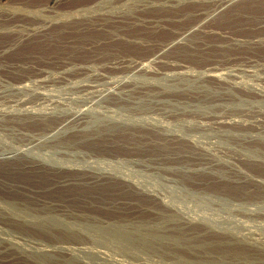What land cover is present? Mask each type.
Masks as SVG:
<instances>
[{"label":"rangeland","instance_id":"obj_1","mask_svg":"<svg viewBox=\"0 0 264 264\" xmlns=\"http://www.w3.org/2000/svg\"><path fill=\"white\" fill-rule=\"evenodd\" d=\"M165 4L140 13L131 25L119 22L125 39L87 51L33 41L7 58H34L36 68L53 74L61 72L59 60L84 65L97 56L100 64L91 72L104 77L44 87L27 81L28 91L20 96L0 85L6 94L0 108L20 109L13 122L0 117L13 124L0 126V156L14 157L0 162V205L16 215L7 220L18 221L0 225L1 264H34L37 249H52L48 259L63 264H264V97L241 100L242 92L264 93V0ZM112 57L148 66L158 58L153 68L159 74L101 67ZM168 66H183L194 77L183 81ZM212 68L225 79H205L202 73ZM77 85L93 88L83 96ZM92 91L105 97L94 98ZM35 92L48 97L37 100ZM111 92L127 95L117 100ZM221 121L234 124H214ZM44 222L59 231L41 235Z\"/></svg>","mask_w":264,"mask_h":264},{"label":"bare ground","instance_id":"obj_2","mask_svg":"<svg viewBox=\"0 0 264 264\" xmlns=\"http://www.w3.org/2000/svg\"><path fill=\"white\" fill-rule=\"evenodd\" d=\"M166 0H0V70L5 69L7 70L4 74H1L0 72V85H8L6 87V90H9L12 92H14L17 96H20L19 94L24 93L26 91H28V85L25 84L24 82H30L33 84H43V87L46 86V83H62V81H66V80H71L72 78L75 79L77 77H81L84 79H89V80H93V81H97L102 79L104 76L102 74H100L97 71H92V68L97 66V64H100L98 60H96L95 58H97V56H94L93 58H91L90 60H88L87 62H84L82 64L84 65H80L75 63L74 61L65 58L60 61V70L61 72H55L53 74H48L45 70L47 69H38L34 65L35 62L34 58L28 57L26 56L24 59V57L22 58H18V60H12L11 59H7L9 56H11L14 52H16V50L23 46L26 45L28 43H31L33 41H40L43 43H55L56 41H60L61 44L63 46H66L68 48L74 49V50H83V51H87L89 49H92L93 47L95 48V46H100V43L102 44L103 41L107 42V41H111L113 42L116 39H125L121 37V27L118 25L119 22H127L128 24L131 25V22L136 18H139L138 15L140 13H144L149 11V9H153V8H162L164 7ZM88 35H97V36H103L105 39H97L94 40V42H90L87 40H77L76 38H85ZM67 39H64V38ZM62 39H64V41H62ZM127 42L128 43H132L133 41V37H130V35L127 36ZM230 39V38H229ZM234 40V39H233ZM232 40V41H233ZM237 41V40H236ZM255 41V40H254ZM263 40H261L262 42ZM227 42V41H226ZM231 42V41H230ZM246 42V41H245ZM228 43V42H227ZM244 43V42H243ZM14 55V54H13ZM12 55V56H13ZM28 57V58H27ZM10 58V57H9ZM100 60V58H99ZM102 60V59H101ZM158 58H154L153 60L148 61V64H152V65H143V64H137L134 61L125 59L121 60V59H117V58H113L110 61L104 62L103 66L101 67H105L108 68L107 70L110 69H116L115 72H117V68L120 67H124L127 70H134L136 72H141L144 75L147 76H155L157 73L159 74V72L157 70H155L153 68V65L155 63H158ZM37 62V60H36ZM51 63V62H50ZM58 63V62H57ZM160 63V62H159ZM158 63V64H159ZM49 62H46L44 65L46 67V65H48ZM102 64V62H101ZM146 64V63H145ZM34 65V66H33ZM157 66V65H156ZM161 66V65H160ZM52 67V66H51ZM49 67V68H51ZM56 67V65L54 66ZM169 70L174 71V74L178 76H180L183 80V78L189 79L194 77L193 74L188 73L187 71H184V67L183 66H168ZM186 68V67H185ZM31 70V73H22L24 75L19 74V70ZM55 69V68H54ZM95 69V68H94ZM99 69V68H97ZM104 69V70H105ZM53 70V69H52ZM123 70V69H121ZM221 70V69H220ZM49 72V70H47ZM101 71V68H100ZM119 72V71H118ZM124 72V71H123ZM126 72V71H125ZM129 72V71H128ZM262 72V71H261ZM111 73V72H110ZM113 74V73H112ZM204 78L207 80H211V81H216V82H221L225 79V74L223 75L222 72L220 73L219 71H217V69H208L206 70L205 73H202ZM105 75V74H104ZM143 75V76H144ZM235 75V74H233ZM166 76H168V74H166ZM174 76V75H173ZM108 77V75L106 76ZM227 77V76H226ZM238 77V76H237ZM233 78V77H232ZM203 79V80H205ZM109 80V79H108ZM180 80V79H178ZM185 80V79H184ZM183 80V81H184ZM191 80V79H190ZM187 81V80H186ZM196 81V80H195ZM226 81V80H225ZM230 81V80H229ZM228 81V82H229ZM263 81V80H262ZM261 81V82H262ZM69 82V81H68ZM117 82V81H116ZM174 82V81H173ZM189 82V81H187ZM204 82V81H203ZM14 83V84H11ZM76 83V82H75ZM95 83V82H94ZM98 83V82H97ZM108 84L112 83V82H107ZM119 83V82H118ZM116 83V84H118ZM91 84V83H90ZM232 84V83H231ZM38 85L36 87H38ZM67 85V84H66ZM69 85V84H68ZM71 85V84H70ZM75 85V84H74ZM80 85V84H79ZM78 86V90L81 91V93L83 94L82 91H88V89L90 88L92 90V86ZM34 86V85H33ZM42 86V85H41ZM55 86V85H54ZM58 86V84H57ZM72 86V85H71ZM69 86V87H71ZM110 86V85H109ZM112 86V85H111ZM222 86V85H221ZM2 87V86H1ZM48 88L50 86H47ZM73 87V86H72ZM121 87V86H120ZM262 87V86H261ZM3 89L5 88V86L2 87ZM226 88V87H225ZM50 89V88H49ZM68 89V88H67ZM73 89V88H72ZM215 89V88H214ZM221 89V88H220ZM227 89V88H226ZM232 89V88H231ZM230 89V90H231ZM5 90V91H6ZM35 90V89H32ZM37 90V88H36ZM77 90V91H78ZM94 90V89H93ZM121 90V89H120ZM219 91V90H218ZM233 91V90H231ZM254 91V90H252ZM34 92V91H33ZM238 92V91H237ZM241 92V91H240ZM247 92V91H245ZM12 93V94H14ZM85 93V92H84ZM7 94H9V92H7ZM23 94V95H24ZM28 94V92L26 93ZM102 92H98V91H92V97H97V98H102L105 97L104 95H102ZM108 95H112L114 96L113 92H111L110 94L107 93ZM106 94V95H107ZM221 94V92H220ZM236 94V93H235ZM251 94V93H250ZM250 94L248 93H244L242 92V99L241 100H251L253 98V100H260V98L262 99L264 96V93L262 94V92L260 90H256L255 93L252 96H249ZM6 95V94H5ZM4 92L1 91L0 92V99H3L2 97L5 96ZM33 96L36 97L37 100H41L42 99H46V94L44 93H34L32 94ZM48 95H53V94H48ZM90 95V94H87ZM127 95V94H124ZM118 96L116 98V96H114L113 98L117 99V100H121L123 99V96ZM241 95V93H240ZM50 96V97H51ZM83 96H85L83 94ZM238 96V95H237ZM10 97V96H9ZM8 97V98H9ZM12 97V96H11ZM10 97V98H11ZM34 97V98H35ZM87 97V96H86ZM89 97V96H88ZM126 97V96H125ZM130 97V96H129ZM233 97V96H232ZM7 98V97H5ZM14 98V97H12ZM26 98V97H24ZM53 98V97H52ZM16 99V98H15ZM20 99V98H19ZM34 99V100H36ZM50 99V98H49ZM90 99V97H89ZM88 99V100H89ZM230 99V98H229ZM234 99V98H233ZM240 99V98H239ZM27 100V99H26ZM33 100V101H34ZM85 100V99H84ZM214 100V99H213ZM217 100V99H216ZM215 100V101H216ZM2 101V100H1ZM0 101V102H1ZM5 101V100H4ZM8 101V100H7ZM6 101V102H7ZM18 101V100H17ZM32 101V100H30ZM29 101V103H30ZM45 101V100H44ZM54 101V100H52ZM51 100L49 101L50 103L52 102ZM90 101V100H89ZM223 101V100H221ZM225 101V100H224ZM231 101V100H230ZM237 101V100H236ZM240 101V100H238ZM16 102V101H15ZM39 102V101H38ZM214 102V101H213ZM233 102V101H232ZM235 102V101H234ZM5 103V102H4ZM3 103V104H4ZM20 102H18L19 104ZM24 103V102H23ZM22 103V106L24 105ZM56 103V102H55ZM59 103V102H58ZM112 105L116 104V102H109ZM228 103V102H227ZM250 103V102H249ZM31 104V103H30ZM107 104V103H106ZM119 104V103H118ZM211 104V103H209ZM224 104V103H223ZM226 104V103H225ZM229 104V103H228ZM239 104V103H238ZM237 104V105H238ZM1 106H4L2 104H0ZM56 104H54L53 106H55ZM58 105V104H57ZM60 105V104H59ZM233 105V104H232ZM15 106L17 105H13L10 108L14 109L13 111L10 112H6L3 108H0V117H11L9 121H14V119L16 118V116L18 115L17 112H20V109L18 110V108H16ZM20 106V105H19ZM25 106V105H24ZM234 106H236L234 104ZM31 107V106H29ZM34 107V106H33ZM59 107V106H56ZM55 107V109H56ZM16 108V109H15ZM20 108V107H19ZM25 107H22V109ZM27 108V107H26ZM24 109L25 111H29L27 109ZM53 108V107H52ZM61 108H63L61 106ZM7 109V107H6ZM60 109V108H59ZM10 110V109H9ZM46 110V108H45ZM58 110V109H57ZM25 111L23 113H25ZM53 111V110H52ZM59 111V110H58ZM22 112V111H21ZM31 112V111H30ZM55 112V111H54ZM35 113V112H34ZM47 113V112H46ZM27 114V113H26ZM30 114V113H29ZM45 114V113H44ZM62 114V113H61ZM51 116V115H50ZM81 116V115H80ZM99 116V115H98ZM43 117V116H42ZM85 118V117H84ZM22 119V118H21ZM59 119V118H58ZM65 118H63L64 121ZM221 120V118H219ZM5 120V118L3 119V121ZM7 120V119H6ZM19 120V118H18ZM17 120V121H18ZM39 120V119H38ZM47 120V119H46ZM70 120V119H69ZM0 119V126H6L9 128V126L12 128L13 124H10L9 122L7 124H5V122H3ZM12 121V122H13ZM59 121V120H58ZM78 121V119H77ZM81 121V120H80ZM19 122V121H18ZM16 123V122H15ZM48 123V122H47ZM55 123V122H54ZM236 123V122H235ZM255 123V122H254ZM50 124V123H49ZM58 124V123H57ZM62 125V121L59 123ZM214 124L216 125H230V124H234V122H225V121H221V122H215ZM15 125V124H14ZM17 125V124H16ZM19 125V124H18ZM41 125V124H40ZM48 125V124H47ZM243 125V124H242ZM255 125V124H254ZM45 126V125H44ZM211 126V125H210ZM217 126V127H218ZM239 126H241L239 124ZM248 126V125H247ZM17 127V126H16ZM47 127V126H46ZM58 127V125H57ZM154 127V126H153ZM216 127V126H215ZM230 127V126H229ZM233 127V126H232ZM237 127V126H234ZM244 127V126H243ZM246 127V126H245ZM244 127V128H245ZM18 128V127H17ZM33 128V127H32ZM50 128V127H49ZM53 128V127H52ZM55 128V127H54ZM214 128V126L212 127ZM228 128V127H227ZM242 128V126H241ZM4 129V128H2ZM46 129V128H45ZM216 129V128H215ZM219 129V127H218ZM16 130V129H15ZM15 132V131H14ZM48 132V131H47ZM252 140V139H251ZM254 141V140H253ZM255 142V141H254ZM189 143V141H188ZM244 144V143H243ZM250 144V143H249ZM189 145V144H188ZM20 152V151H19ZM24 155V153H23ZM14 157H1L0 156V162H10L11 159H13ZM16 159V158H15ZM32 163V162H30ZM36 163V162H35ZM34 163V164H35ZM29 164V163H28ZM37 164V163H36ZM40 164V163H39ZM44 164V163H43ZM22 165V164H21ZM38 165V164H37ZM5 166V165H4ZM16 166V165H15ZM23 166V165H22ZM32 166V165H30ZM35 166V165H34ZM23 167H26L25 165ZM37 167V166H36ZM35 167V168H36ZM31 169V168H30ZM34 169V168H32ZM16 170V169H15ZM45 171V170H44ZM31 172V171H29ZM67 181V180H66ZM64 183V181H62ZM4 185V184H3ZM8 185V184H7ZM19 187V186H18ZM11 188V187H10ZM16 188V187H15ZM25 190V189H24ZM19 192V191H18ZM28 193V191H25ZM24 192V194H25ZM12 193V192H11ZM31 194V192H30ZM17 195V194H16ZM23 196V195H22ZM27 196V195H26ZM5 197V196H4ZM24 197V196H23ZM2 198V197H1ZM0 198V199H1ZM7 198V197H6ZM34 198V197H33ZM32 198V199H33ZM17 199V198H16ZM10 200V199H9ZM13 200V199H11ZM18 200V199H17ZM21 200V199H20ZM34 200V199H33ZM37 200V199H35ZM23 201V200H22ZM32 202V201H30ZM15 203V202H14ZM25 202L21 203L23 205ZM27 203V202H26ZM34 203V202H33ZM18 204V202L16 203ZM29 204V203H28ZM4 205V204H3ZM3 205H0V225H4L6 222H10L13 225H16L14 223H17L18 221H11V220H7V219H11L12 215L7 213V210L4 208H8L6 205L4 208L2 207ZM36 205V204H35ZM30 206V205H29ZM39 206V205H38ZM42 206V205H41ZM22 207V206H21ZM25 207V206H24ZM28 207V206H26ZM25 207V208H26ZM43 207V206H42ZM30 208V207H29ZM27 208V209H29ZM9 209V208H8ZM20 209V208H19ZM36 209V208H34ZM41 209V208H40ZM46 209V208H45ZM43 208V210H45ZM49 209V208H48ZM11 210V209H9ZM25 210V209H24ZM31 210V209H30ZM22 211V210H21ZM32 211V210H31ZM36 211V210H35ZM39 211V209H38ZM41 211V210H40ZM61 211V210H60ZM12 212V211H9ZM14 212V209H13ZM18 212V211H17ZM23 212V211H22ZM26 212V211H25ZM23 212V213H25ZM46 212V211H45ZM48 212V210H47ZM64 212V211H63ZM20 213V212H19ZM44 213V212H43ZM50 213V211L48 212ZM54 213V212H53ZM60 213V212H59ZM17 214V213H16ZM42 214V212H41ZM45 214V213H44ZM52 214V213H51ZM9 215L10 218L7 216ZM17 218L19 217V214H17ZM30 215V214H29ZM61 215V214H60ZM16 215H13V217ZM21 216V215H20ZM24 216V215H23ZM22 216V217H23ZM46 216V215H45ZM48 216V214H47ZM46 216V217H47ZM12 217V218H13ZM28 217V216H27ZM34 217L33 220H36L35 218L38 219V217L32 216ZM40 217V216H39ZM44 217V215H43ZM50 217V216H49ZM49 217H47V219H49ZM24 218V217H23ZM22 218V219H23ZM52 218V217H51ZM26 219V218H25ZM29 219V218H28ZM43 220V218H41ZM41 219L39 221H41ZM53 219H55L53 217ZM13 220V219H12ZM21 220V219H20ZM19 220V221H20ZM27 220V219H26ZM31 220V218H30ZM45 220V219H44ZM22 221V220H21ZM38 221V220H37ZM47 221V220H46ZM52 222V219L50 220ZM54 221V220H53ZM25 222H29V224L32 221H25ZM36 222V221H35ZM35 222H32V224L34 223L36 225ZM42 222V221H41ZM55 222V221H54ZM22 223V225L24 224V222H20ZM39 223V222H38ZM47 223V222H46ZM58 223V222H57ZM10 226H13V225ZM45 224V222H44ZM8 225V224H7ZM6 225V226H7ZM19 225V223L17 224ZM21 225V226H22ZM28 226V225H27ZM34 226V225H33ZM39 226H41L39 224ZM9 227V226H8ZM14 227V226H13ZM29 227V226H28ZM36 227V226H35ZM54 227V226H53ZM0 228H3L2 226ZM12 228V227H11ZM19 228V226H18ZM30 228V227H29ZM32 228V227H31ZM39 228V227H38ZM55 228V227H54ZM54 228H52V225L50 224H45V226L42 224L41 226V235L45 236L51 233V236H53V232H54ZM25 230V228H23ZM28 229V228H27ZM57 229V228H56ZM55 229V232H56ZM3 230V229H2ZM1 230V231H2ZM33 230V229H32ZM36 230V229H35ZM58 230V229H57ZM28 231V230H25ZM24 231V233H25ZM31 231V230H30ZM59 231V230H58ZM67 231V230H66ZM17 232V230L15 231ZM19 232V231H18ZM34 232V230H33ZM54 232V233H55ZM61 232V231H60ZM68 232V231H67ZM70 232V231H69ZM68 232V233H69ZM21 233V232H19ZM57 233V232H56ZM64 233L65 235V231L62 232V234ZM66 233V234H68ZM60 234V235H62ZM74 234V233H73ZM76 234V233H75ZM20 235V234H19ZM27 236H30L28 233L26 234ZM36 235V233L34 234ZM59 235V236H60ZM70 235V234H69ZM24 236V235H22ZM22 236H20L22 238ZM50 236V237H51ZM58 236V235H57ZM56 236V237H57ZM66 236V235H65ZM64 236V237H65ZM31 237V236H30ZM34 237V236H32ZM38 237V234H37ZM54 235V238L57 240V238ZM61 237V236H60ZM59 237V238H60ZM73 237V236H72ZM78 237V236H77ZM80 237V235H79ZM43 238V237H42ZM53 238V239H54ZM69 238H71L69 236ZM68 238V239H69ZM4 238H2L3 241ZM64 239V238H63ZM62 239V240H63ZM67 240V238H65ZM64 239V241H66ZM73 239V238H72ZM77 239L76 235L74 236V240ZM80 238H78L79 240ZM82 239V238H81ZM80 239V240H81ZM7 240V239H4ZM9 240V239H8ZM7 240V242H8ZM10 241V240H9ZM42 241V240H41ZM59 241V240H58ZM57 241V242H58ZM71 241V239H70ZM76 241V240H75ZM38 242V241H37ZM54 242V241H53ZM56 242V241H55ZM56 242V244H57ZM61 242V241H59ZM73 242V240H72ZM82 242V240H81ZM1 243V242H0ZM9 243V242H8ZM12 243V241H11ZM20 243V242H18ZM17 243V244H18ZM40 243V242H39ZM48 243V242H47ZM63 243V242H62ZM74 243V242H73ZM79 244V242H76ZM5 244V243H4ZM10 244V243H9ZM13 244V243H12ZM43 244V243H42ZM52 244V243H51ZM49 244V245H51ZM67 244V243H66ZM2 245V244H1ZM19 245V244H18ZM21 245V244H20ZM40 245V244H39ZM54 245V244H53ZM59 247L60 244L58 243ZM58 245H54V248H56ZM62 245V244H61ZM73 245V244H72ZM23 246V243L22 245ZM19 246V247H21ZM46 246V245H45ZM69 246V245H68ZM5 247V246H4ZM10 246H8L9 249ZM12 247V246H11ZM14 248V247H12ZM33 247V245H32ZM50 247V246H47ZM6 248V247H5ZM16 248V246H15ZM30 248V247H28ZM36 248V247H35ZM38 248V247H37ZM36 248V249H37ZM40 248V247H39ZM51 248V247H50ZM58 248V247H57ZM61 248V247H60ZM65 247H63L62 249H64ZM61 249V250H62ZM68 249V248H66ZM2 250V249H1ZM16 250V249H15ZM19 249H17L18 251ZM26 250V249H25ZM54 250V249H53ZM28 251V250H27ZM26 251V253H27ZM37 252L36 254L33 252ZM33 250L32 253L34 256H31L30 262L34 263V264H63L62 262H54L53 260L51 261V259L49 260L48 258H50L52 255H54L55 252L52 251V249L48 250V249H37V250ZM66 251V250H64ZM63 251V252H64ZM69 251V250H68ZM2 252V251H1ZM10 252V251H9ZM20 252V251H19ZM23 252V251H22ZM20 252V253H22ZM31 252V251H30ZM8 253V252H7ZM11 253V252H10ZM13 254V253H12ZM8 255V254H7ZM18 255V254H16ZM59 255V254H58ZM65 255V254H64ZM6 256V255H5ZM4 256V257H5ZM11 256V255H10ZM26 256H28L26 254ZM60 256V255H59ZM13 257V256H12ZM25 257V255H24ZM40 257L42 258H47V261L44 260V262H38L37 260H40ZM63 257V256H62ZM20 258V255H19ZM30 258V257H29ZM65 258V257H63ZM4 259V258H2ZM27 258L25 257L24 260H26ZM54 259V258H53ZM5 260V259H4ZM10 260V258H9ZM42 260V259H41ZM14 261V260H13ZM27 261V260H26ZM9 263V262H8ZM1 264V263H0ZM4 264V262H3ZM6 264V263H5ZM25 264V263H24ZM66 264V263H65Z\"/></svg>","mask_w":264,"mask_h":264}]
</instances>
